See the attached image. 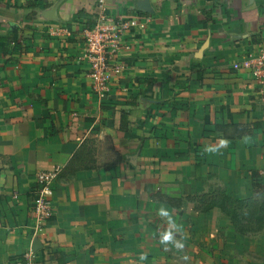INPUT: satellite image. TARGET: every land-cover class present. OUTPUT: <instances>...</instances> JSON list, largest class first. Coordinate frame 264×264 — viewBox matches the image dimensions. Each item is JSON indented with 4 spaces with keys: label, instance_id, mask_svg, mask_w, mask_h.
Wrapping results in <instances>:
<instances>
[{
    "label": "crops",
    "instance_id": "1",
    "mask_svg": "<svg viewBox=\"0 0 264 264\" xmlns=\"http://www.w3.org/2000/svg\"><path fill=\"white\" fill-rule=\"evenodd\" d=\"M57 1L56 20L40 17ZM100 1L0 0V264H24L34 241L36 264H263L249 254L264 259V229L241 235L219 208L161 198L264 189V86L240 65L264 49V0ZM101 8L151 20L126 37L99 98L83 30ZM105 141L118 162L97 150ZM85 142L96 167L61 172L35 234L36 174Z\"/></svg>",
    "mask_w": 264,
    "mask_h": 264
},
{
    "label": "built area",
    "instance_id": "2",
    "mask_svg": "<svg viewBox=\"0 0 264 264\" xmlns=\"http://www.w3.org/2000/svg\"><path fill=\"white\" fill-rule=\"evenodd\" d=\"M150 20L149 15L112 18L101 8L94 22L83 30L85 58L88 63L87 76L92 90L99 98L103 97L110 88L112 74L116 68V58L122 50L130 48L126 37L133 30L146 28ZM240 65L249 70L251 76L264 86V49L260 48L254 56L245 57ZM240 65L236 64L235 67ZM61 168L62 166H55L51 170L36 174L37 184L33 189L32 203L35 234L41 232L43 225L53 215L51 198ZM22 259L24 264H36L34 251L31 249L23 253Z\"/></svg>",
    "mask_w": 264,
    "mask_h": 264
},
{
    "label": "trees",
    "instance_id": "3",
    "mask_svg": "<svg viewBox=\"0 0 264 264\" xmlns=\"http://www.w3.org/2000/svg\"><path fill=\"white\" fill-rule=\"evenodd\" d=\"M127 126L126 117L121 115L120 130L124 137H131ZM245 128V125H235L236 130L249 132ZM94 157L95 149L87 146L86 142L83 143L69 162L62 166L59 175L65 168L72 174L75 171L95 168L96 159ZM119 159L120 156L115 155L114 160L110 162L111 164L116 163ZM161 199L173 207H179L183 200L193 202L194 209L198 212H207L212 208H219L228 217L235 231L241 235H254L264 229V189L257 183L253 185V195L245 198H236L227 194L221 186H215L209 191L199 194L163 197Z\"/></svg>",
    "mask_w": 264,
    "mask_h": 264
},
{
    "label": "rangeland",
    "instance_id": "4",
    "mask_svg": "<svg viewBox=\"0 0 264 264\" xmlns=\"http://www.w3.org/2000/svg\"><path fill=\"white\" fill-rule=\"evenodd\" d=\"M110 143L108 142V141H105V143H104V146H102L101 148H99V149H97L98 151H99V153L101 154V153H104V154H107V155H109V154H111V156H110V160L109 161H113L114 160V158H115V156L113 155V147L111 148L110 147V145H109ZM113 155V156H112ZM113 157V158H112ZM255 235V234H254ZM176 241V240H175ZM173 244H175V246L178 248V249H180V250H182V251H184L185 253H188V251H190V249L188 248L189 246H187L186 244L184 245L183 243H181L180 241H176V242H174L173 240L171 241ZM191 252H193V250H191ZM250 256H249V258H250V260H254V261H256V262H262L263 264H264V259L262 260L261 258H259V257H256V255H252V254H249ZM210 258H212V257H210ZM210 258H207V259H204V258H201L200 256L198 257H194V258H181V259H179L181 262H182V264H224L222 261H221V258H218L217 260L218 261H216L215 259H213L214 261H212V259H210ZM209 259V260H208Z\"/></svg>",
    "mask_w": 264,
    "mask_h": 264
},
{
    "label": "water",
    "instance_id": "5",
    "mask_svg": "<svg viewBox=\"0 0 264 264\" xmlns=\"http://www.w3.org/2000/svg\"><path fill=\"white\" fill-rule=\"evenodd\" d=\"M59 1H57L53 6L44 9L40 12V17L43 19H50V20H56L57 19V7L59 5ZM37 241V240H36ZM37 243L34 241L32 244V250L36 251L37 250Z\"/></svg>",
    "mask_w": 264,
    "mask_h": 264
}]
</instances>
